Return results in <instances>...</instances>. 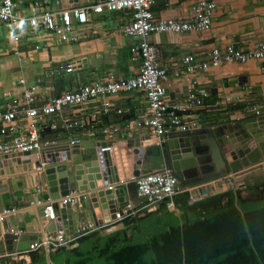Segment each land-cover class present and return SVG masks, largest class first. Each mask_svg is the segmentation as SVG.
Wrapping results in <instances>:
<instances>
[{"label":"crops","instance_id":"0c3cea01","mask_svg":"<svg viewBox=\"0 0 264 264\" xmlns=\"http://www.w3.org/2000/svg\"><path fill=\"white\" fill-rule=\"evenodd\" d=\"M214 1L216 7L210 30L153 33L149 36V40L161 50V65L167 70L164 85L169 98L176 103L183 104L187 102L189 92L194 89L198 90L199 102H197L193 113L198 114L203 126L214 130L219 140L218 124L238 118L252 121V118L255 117L251 111L242 109L245 104H258L264 117V61L232 62L212 66L204 73L203 79H197V83L193 84L189 74L181 67L180 59L185 52L193 53L196 57L201 58L216 44L223 45L233 42L237 47L248 48L256 41L264 40V0ZM192 2L193 0H163L153 6V12L156 16L162 17L184 15L188 12ZM64 5L67 3L64 2ZM32 6V0H17L19 14L32 13ZM128 20V16L123 12L105 10L101 14L94 15L88 27L81 28L80 39L76 43L59 42L55 36L51 35L47 38L43 37L27 25L18 27V31L22 34L19 42L0 35V93L3 95L5 92L11 91L14 96L20 97L26 88L37 83L38 95L44 97L72 91L82 85L94 84L109 75L119 78L135 75L141 61L132 59L130 48L138 40L126 35L121 29V26ZM35 45H39L40 48L35 49ZM16 49L21 54H15L14 50ZM72 62L77 64L75 69L69 72L65 71L64 67ZM57 68H61V70L56 71ZM19 80L23 82H19ZM111 102L113 110L108 112H97L100 103L94 100L82 106L66 108L62 112L55 113L44 120L43 124L48 125L50 130H46L42 134L54 141L55 144L66 143L71 137L79 139L80 145L75 146L72 153L83 156L84 152L91 153L96 150V146L101 145V142L107 139L101 132L103 126L110 124L120 126L121 130L114 137L115 139L113 138L112 146L109 151L105 152H109L110 157L115 159L118 164V171L122 175L118 174L117 180H121L125 176L120 165L123 163V161L120 162L122 151L129 153L126 156L129 161V157L137 151V148L146 146L148 149L147 145L150 140L146 139L140 141L141 146L127 147L128 142L134 136L143 137L146 132L142 130L128 132L124 128L130 121L145 113L147 103L145 93L140 90L119 92L111 97ZM1 103L3 104V102ZM118 109L122 112L119 113ZM259 119L256 122L248 123L247 127L252 126L259 129L257 124ZM65 120H70L68 123L76 122L78 124L72 128L64 129ZM62 148L59 145L55 148V152L59 153L60 158L65 152ZM204 148L206 151L207 146L204 145ZM246 150L250 149L246 148ZM103 159L107 160L105 157ZM130 161L133 166L135 162L133 157ZM24 166H22L23 169ZM22 167L13 162L9 174L4 175L9 176L8 180H5L6 178L0 180L2 184L0 214L3 209L13 210V214L6 216L5 221L0 220V264H16L18 260L16 257L21 255L31 264L30 252L8 253L10 250L6 248L7 244L3 241V234L10 226H14L22 232H28L30 236L33 234L42 235L45 230L35 202L44 200L49 195L48 187L43 184L42 174L34 173L32 167L22 174L19 172ZM259 170L260 168L253 170L243 168L236 173H231L225 179L207 183L205 188L209 193L203 199L228 192L236 194V191L241 188V182L246 177L252 178ZM112 171L114 173V170ZM247 171H250V174L245 176ZM52 173H54V169ZM25 176L28 186L21 182ZM241 177L245 178L238 180ZM94 182L95 180L87 181L88 184L93 186L96 184L97 187L103 184L101 174L97 183ZM57 190L59 191V189ZM90 197L97 220L107 222L105 221L107 215H104L96 206L95 195L90 193ZM117 199L115 196L114 201L116 202ZM163 204L161 202L150 210L156 207L154 211H159ZM76 207L79 209L78 205ZM150 210H146V212H150ZM72 213L71 216H68L69 214L65 211L62 213L68 230L73 223L90 220L87 209L74 210ZM104 229L106 228L103 227L99 230ZM42 250L48 251L47 249ZM47 261L49 264H53L48 255Z\"/></svg>","mask_w":264,"mask_h":264},{"label":"built area","instance_id":"2783aa9c","mask_svg":"<svg viewBox=\"0 0 264 264\" xmlns=\"http://www.w3.org/2000/svg\"><path fill=\"white\" fill-rule=\"evenodd\" d=\"M160 1L163 0H32V13L22 15L17 12V0H0V35L7 36L14 42H19L22 37L18 27L27 25L43 37L47 38L51 35L59 42L76 43L80 39L81 28L88 27L94 15L101 14L105 10L123 12L129 20L121 26L122 31L138 40L130 48L132 59L141 61L138 72L131 77L119 78L109 75L94 84L82 85L59 95L44 97L38 95L37 83L26 88L20 97L14 96L11 91L3 95L0 93V177L9 174L13 162L21 167L24 165L32 167L34 173L43 175L46 166L70 161L67 160V153L77 156L72 150L80 145V140L71 137L66 143L55 144L42 134L50 130L48 125L43 124L44 120L66 108L79 107L94 100L100 103L97 112H108L113 110L111 97L119 92L140 90L145 93L147 103L145 113L124 127L128 132L145 131L146 135L142 139L147 138L146 140L161 146L167 145L168 142L176 144L177 138L172 137L173 133L205 127L201 124L198 114L193 113L199 102L198 90L189 92L188 100L183 104L172 101L167 95L164 85L167 70L161 65V50L151 43L149 36L163 32L208 31L211 28L216 3L214 0H193L186 14L162 17L156 16L153 12V6ZM64 2L67 5H64ZM39 48V45H35V49ZM14 53L21 54L17 49ZM254 60L264 61V40H258L248 48L237 47L233 42L216 44L201 58L185 52L180 62L192 83L196 84L197 79H203L204 73L212 66ZM75 65L76 62L69 63L64 70L72 71ZM60 70L61 68L56 69V71ZM19 82L23 81L19 80ZM242 109L251 111L256 119L264 118L258 104H245ZM117 111L122 112L120 109ZM65 122L64 129L78 124L68 123L70 120ZM120 130L121 127L116 124L103 126L101 132L107 139L101 142L103 146H96V150L109 151L111 142ZM57 145L63 147L65 151L61 158L59 153L55 152ZM29 167L24 169L22 167L19 172L24 174L23 172ZM51 169L53 170L54 167ZM135 184L140 198L138 208L127 203L115 213L113 220L101 223L93 220L73 223L69 230L66 229L62 213L67 212L68 204L80 205L87 192L72 190L57 199L49 194L44 200H38L35 204L38 208L43 206L40 211L41 219L57 224L60 217L62 221L60 227L55 229L54 234L48 233L45 229L42 235L37 234L36 240L28 244L27 249L8 251V253L23 254L42 249L70 247L78 238L86 234L103 227H112L122 222L124 218L135 216L143 210H150L165 200L167 206H172L173 198L183 192L188 193L190 203L203 199L209 193L205 188L206 184L193 187L181 185L172 167H165L162 171L142 172L136 177ZM11 214H13L12 209H3L0 220L5 221L6 216ZM6 232L13 234L15 241L24 233L14 226H10Z\"/></svg>","mask_w":264,"mask_h":264},{"label":"trees","instance_id":"16d2710c","mask_svg":"<svg viewBox=\"0 0 264 264\" xmlns=\"http://www.w3.org/2000/svg\"><path fill=\"white\" fill-rule=\"evenodd\" d=\"M254 189L250 199L237 190L194 203L183 192L173 198L183 201L176 202L179 213L164 209L165 200L159 211L123 219L136 231L131 235L126 228L96 230L48 258L53 264H264V182ZM29 254L31 264H49L44 250Z\"/></svg>","mask_w":264,"mask_h":264},{"label":"water","instance_id":"95a60500","mask_svg":"<svg viewBox=\"0 0 264 264\" xmlns=\"http://www.w3.org/2000/svg\"><path fill=\"white\" fill-rule=\"evenodd\" d=\"M262 119L264 118H260V121L257 122L259 129L252 126L247 127L248 123L256 122V118H252V121L236 119L220 123L217 125L219 140L210 127L173 133L172 137L177 138L176 144L168 142L167 145L161 146L150 140L147 145L148 149L146 146L137 148L132 156H128L129 161L126 157L129 153L122 151L121 163L122 161L123 163L121 166L125 171V180L120 181L111 177V168L107 166L109 157L107 154L105 155L107 150L98 149L91 153L84 152L83 156H71L69 152L67 160L70 161L46 166L43 173V184L47 185L49 194L54 199L62 197L72 190L87 192L83 204L78 205L79 209H77V205H67L68 214L73 215L74 210L87 209L88 218L96 223H101L102 221L96 219L94 206L91 204V193L97 198L96 206L104 215H107L105 221L113 220L115 213L123 205L130 203L134 208L140 206L135 179L143 171H162L165 167H172L181 185L193 187L225 179L231 173H236L243 168L253 170L264 166V120L262 121ZM247 129L248 131H246ZM141 140L142 137L134 136L128 142L127 147L141 146ZM204 145L207 146L206 151ZM101 146L103 145L101 144ZM246 148L250 150L248 151ZM103 157H107L106 162ZM132 157L136 163H133L134 175L130 176L128 166L132 164L130 161ZM52 167H54L55 174L52 173ZM100 174L103 184L99 187L96 184L93 186L87 183V181L92 182L93 180L96 182ZM249 174L250 171H247L244 175L248 176ZM244 178L241 177L238 180ZM1 185L0 183V190H2ZM115 196L118 198L116 202L114 201ZM38 209L39 212L42 211L43 206ZM41 221L43 222L42 226L50 234H54L55 229L59 228L62 222L60 217L57 224L44 219ZM36 238L37 234L30 236L28 232H24L15 241L16 238L13 234L8 232L3 234L7 250L13 252L27 249L28 244L33 243Z\"/></svg>","mask_w":264,"mask_h":264},{"label":"rangeland","instance_id":"374dc122","mask_svg":"<svg viewBox=\"0 0 264 264\" xmlns=\"http://www.w3.org/2000/svg\"><path fill=\"white\" fill-rule=\"evenodd\" d=\"M120 162H121V159H120ZM121 165V164H120ZM260 168V170L252 177V178H247L246 177V179L245 180H243L242 182H241V188H239L240 189V195L244 198V199H250V198H253L254 197V195H255V186H257V185H259L260 186V184H262L263 182H264V166H261V167H259ZM250 170H252V169H250ZM3 178H6L5 180H8L7 178H9V176H1L0 177V180H3ZM250 179V180H249ZM40 181V180H39ZM21 182H23V184L25 185V186H28V181H27V177L25 176L24 178H22V180H21ZM0 183H1V181H0ZM209 198V197H208ZM225 199H226V197H225ZM203 200H207V198H205V199H202V200H200V201H203ZM224 200V199H223ZM176 202H178V203H182L183 201L181 200V199H178ZM175 202V200H174V202H173V205L172 206H166L164 209H166V210H168V211H173L174 210V212L175 213H177V208H176V205H177V203ZM173 207V208H172ZM156 208V207H155ZM154 208V209H155ZM154 209L153 210H150V212H153L154 211ZM162 208H161V206H160V210H161ZM145 214V212H139L135 217H133V219H135V218H140V217H143L144 216V214ZM123 228H126L127 229V233L129 234V235H131V233L132 232H136L135 230H134V228H131V227H129V225H127L126 223H124V222H118V223H116L114 226H112V227H107L106 229H104V230H102V232L104 233V234H109V233H112V232H114V230H121V229H123ZM49 252H51L53 249H47ZM48 251H44L45 252V254L46 255H48ZM18 260H17V263L16 264H30L29 262H27L26 261V259L25 258H23V256L21 255V256H18V257H16Z\"/></svg>","mask_w":264,"mask_h":264},{"label":"bare ground","instance_id":"6f19581e","mask_svg":"<svg viewBox=\"0 0 264 264\" xmlns=\"http://www.w3.org/2000/svg\"><path fill=\"white\" fill-rule=\"evenodd\" d=\"M112 146V145H111ZM110 146V147H111ZM104 154V153H103ZM108 155V157H109V164H107V166L109 167V168H111L110 169V173H112L113 171L112 170H114V173H112V176L111 177H113V178H116V179H118L119 177H118V174H121V173H119V171H118V168H119V166H118V164L116 163V161H115V159H113L112 157H110V154H109V152H106L105 153V155ZM107 158V157H106ZM112 158V159H111ZM105 162H106V160H105ZM131 167V168H130ZM122 170H123V168H122ZM123 172H124V175H125V171L123 170ZM128 172L130 173V176H133L134 175V172H135V170H134V166H131V165H129L128 166ZM114 174V175H113ZM122 175V174H121ZM125 178V176L123 177V179H121V180H125L124 179ZM120 181V180H119Z\"/></svg>","mask_w":264,"mask_h":264}]
</instances>
